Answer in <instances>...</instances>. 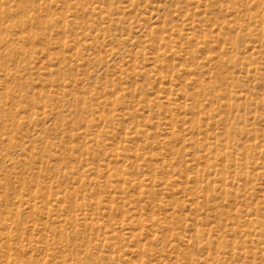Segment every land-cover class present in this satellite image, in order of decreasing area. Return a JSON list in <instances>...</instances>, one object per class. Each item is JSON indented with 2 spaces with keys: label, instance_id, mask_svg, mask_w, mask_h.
Instances as JSON below:
<instances>
[{
  "label": "rangeland",
  "instance_id": "374dc122",
  "mask_svg": "<svg viewBox=\"0 0 264 264\" xmlns=\"http://www.w3.org/2000/svg\"><path fill=\"white\" fill-rule=\"evenodd\" d=\"M0 264H264V0H0Z\"/></svg>",
  "mask_w": 264,
  "mask_h": 264
}]
</instances>
